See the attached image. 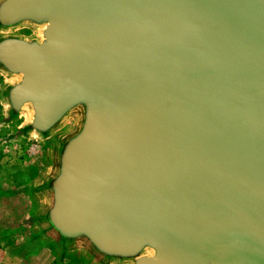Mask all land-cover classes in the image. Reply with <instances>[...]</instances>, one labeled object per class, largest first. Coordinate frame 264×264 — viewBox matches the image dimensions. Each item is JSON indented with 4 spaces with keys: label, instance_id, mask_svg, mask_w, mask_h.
Here are the masks:
<instances>
[{
    "label": "water",
    "instance_id": "1",
    "mask_svg": "<svg viewBox=\"0 0 264 264\" xmlns=\"http://www.w3.org/2000/svg\"><path fill=\"white\" fill-rule=\"evenodd\" d=\"M0 75L59 260L264 264V0H0Z\"/></svg>",
    "mask_w": 264,
    "mask_h": 264
},
{
    "label": "rangeland",
    "instance_id": "2",
    "mask_svg": "<svg viewBox=\"0 0 264 264\" xmlns=\"http://www.w3.org/2000/svg\"><path fill=\"white\" fill-rule=\"evenodd\" d=\"M5 81L0 75V89ZM11 135V128L0 127V264H89L79 257L59 260L27 224L34 202L22 191L42 174L46 151L36 140L20 142Z\"/></svg>",
    "mask_w": 264,
    "mask_h": 264
}]
</instances>
